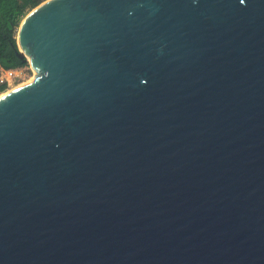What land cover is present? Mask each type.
Segmentation results:
<instances>
[{
  "label": "water",
  "instance_id": "1",
  "mask_svg": "<svg viewBox=\"0 0 264 264\" xmlns=\"http://www.w3.org/2000/svg\"><path fill=\"white\" fill-rule=\"evenodd\" d=\"M0 95V264H264V0H45Z\"/></svg>",
  "mask_w": 264,
  "mask_h": 264
},
{
  "label": "trees",
  "instance_id": "2",
  "mask_svg": "<svg viewBox=\"0 0 264 264\" xmlns=\"http://www.w3.org/2000/svg\"><path fill=\"white\" fill-rule=\"evenodd\" d=\"M44 0H0V65L3 68L24 66L27 62L17 55L16 32L27 15ZM5 90L0 87V93Z\"/></svg>",
  "mask_w": 264,
  "mask_h": 264
},
{
  "label": "built area",
  "instance_id": "3",
  "mask_svg": "<svg viewBox=\"0 0 264 264\" xmlns=\"http://www.w3.org/2000/svg\"><path fill=\"white\" fill-rule=\"evenodd\" d=\"M27 69H32L28 62L24 66L8 69L3 68L0 65V87L4 86L5 90L8 91V88H11L15 83L22 79L23 74Z\"/></svg>",
  "mask_w": 264,
  "mask_h": 264
},
{
  "label": "rangeland",
  "instance_id": "4",
  "mask_svg": "<svg viewBox=\"0 0 264 264\" xmlns=\"http://www.w3.org/2000/svg\"><path fill=\"white\" fill-rule=\"evenodd\" d=\"M44 1H45V0H44ZM29 12H30V11H27V14H28ZM16 35H17V32H16ZM16 35H15V36H16ZM33 76H34V74H33L32 69H31V70H30V69H27V70L24 72L22 79H20L17 83H15V85H13L11 88H8L7 90H10V89H12V88H14V87H16V86H18V85H20V84H22V83L28 81V80H31V79L33 78ZM3 92H6V90L3 91ZM3 92H1V93H3Z\"/></svg>",
  "mask_w": 264,
  "mask_h": 264
},
{
  "label": "bare ground",
  "instance_id": "5",
  "mask_svg": "<svg viewBox=\"0 0 264 264\" xmlns=\"http://www.w3.org/2000/svg\"><path fill=\"white\" fill-rule=\"evenodd\" d=\"M32 71H33V70H32ZM33 74H34V76H33V78H34V77L36 76V72H35V71H33ZM33 78H32L31 80H28V81H26V82H24V83H22V84H20V85L16 86V87L22 86L23 84H25V83H28V82L32 81V80H33ZM16 87H14V88H16ZM14 88H12V89H14ZM12 89H10V90H12ZM10 90H8V91H10ZM8 91H6V92H8ZM6 92L0 93V95H3V94H5Z\"/></svg>",
  "mask_w": 264,
  "mask_h": 264
},
{
  "label": "snow or ice",
  "instance_id": "6",
  "mask_svg": "<svg viewBox=\"0 0 264 264\" xmlns=\"http://www.w3.org/2000/svg\"><path fill=\"white\" fill-rule=\"evenodd\" d=\"M240 2H241V3H244V2H245V0H240Z\"/></svg>",
  "mask_w": 264,
  "mask_h": 264
}]
</instances>
